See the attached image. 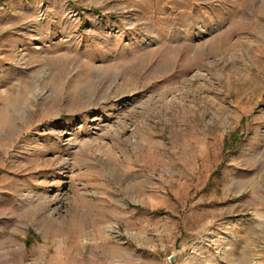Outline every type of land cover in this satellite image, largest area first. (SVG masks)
Instances as JSON below:
<instances>
[{
  "label": "rangeland",
  "instance_id": "rangeland-1",
  "mask_svg": "<svg viewBox=\"0 0 264 264\" xmlns=\"http://www.w3.org/2000/svg\"><path fill=\"white\" fill-rule=\"evenodd\" d=\"M264 264V0H0V264Z\"/></svg>",
  "mask_w": 264,
  "mask_h": 264
},
{
  "label": "crops",
  "instance_id": "crops-1",
  "mask_svg": "<svg viewBox=\"0 0 264 264\" xmlns=\"http://www.w3.org/2000/svg\"><path fill=\"white\" fill-rule=\"evenodd\" d=\"M22 264H24V263H22ZM29 264H50V262L48 261V255H46L44 258H42L40 260L39 263L34 261V262H30ZM52 264H65L64 257H60V255H58V261L56 263H52ZM142 264H145V263H142Z\"/></svg>",
  "mask_w": 264,
  "mask_h": 264
},
{
  "label": "water",
  "instance_id": "water-1",
  "mask_svg": "<svg viewBox=\"0 0 264 264\" xmlns=\"http://www.w3.org/2000/svg\"><path fill=\"white\" fill-rule=\"evenodd\" d=\"M176 259V253H173L170 257H169V262L170 263H174Z\"/></svg>",
  "mask_w": 264,
  "mask_h": 264
},
{
  "label": "built area",
  "instance_id": "built-area-1",
  "mask_svg": "<svg viewBox=\"0 0 264 264\" xmlns=\"http://www.w3.org/2000/svg\"><path fill=\"white\" fill-rule=\"evenodd\" d=\"M169 264H176V263L174 262V263H169Z\"/></svg>",
  "mask_w": 264,
  "mask_h": 264
}]
</instances>
